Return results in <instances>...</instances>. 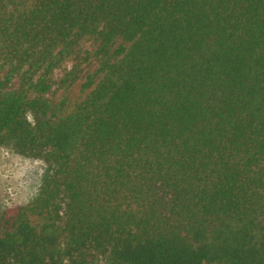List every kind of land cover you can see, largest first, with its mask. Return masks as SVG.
Here are the masks:
<instances>
[{
	"label": "trees",
	"instance_id": "1",
	"mask_svg": "<svg viewBox=\"0 0 264 264\" xmlns=\"http://www.w3.org/2000/svg\"><path fill=\"white\" fill-rule=\"evenodd\" d=\"M4 147L0 264H264V0H0Z\"/></svg>",
	"mask_w": 264,
	"mask_h": 264
},
{
	"label": "rangeland",
	"instance_id": "2",
	"mask_svg": "<svg viewBox=\"0 0 264 264\" xmlns=\"http://www.w3.org/2000/svg\"><path fill=\"white\" fill-rule=\"evenodd\" d=\"M81 47L89 52L95 48L92 42H83ZM61 75L62 72L57 71L55 79L58 80ZM82 83L83 79L67 90L58 89L55 100L67 97L75 101L82 98ZM45 169L42 160L20 156L8 147L0 149V216L5 211L25 206L33 200L39 191Z\"/></svg>",
	"mask_w": 264,
	"mask_h": 264
}]
</instances>
